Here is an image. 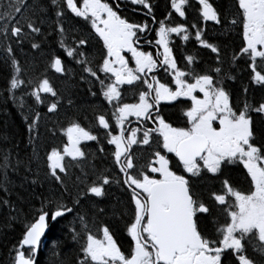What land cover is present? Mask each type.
Wrapping results in <instances>:
<instances>
[{
  "label": "snow or ice",
  "instance_id": "1",
  "mask_svg": "<svg viewBox=\"0 0 264 264\" xmlns=\"http://www.w3.org/2000/svg\"><path fill=\"white\" fill-rule=\"evenodd\" d=\"M125 3L146 10L145 16H151L158 27L150 29L148 22L122 17L119 2L113 6L106 0H0V49L8 70L4 95L21 109L28 97L48 113L58 112L62 97L47 71L28 78L17 51L26 41L39 50L41 43L36 40L42 41L51 29L60 37L59 50L49 53L47 69L63 75L67 59L81 66V78L92 85L89 92L102 98L93 109L94 127L112 146L107 152L99 148L111 157L112 169L94 170V178L87 183L81 180L84 187L76 185L73 193L65 176L73 161L85 157L81 143L100 141L91 127L77 120L60 128L66 143L62 149L50 146L44 159L45 180L53 183L55 191L41 194V206L25 225L11 264H36L48 220L78 213L84 201L92 204L94 216L118 213L123 221L119 230L128 239L118 240L117 230L108 223L93 220L90 227L86 215L80 214L81 228L74 229L72 236L79 243L76 264H264V119L257 124L252 115L264 116V102L234 104L225 84L236 78L234 66L244 60L250 82L264 88V0H231L228 15L210 0H196L198 22L191 25L186 23L189 0H170V10L160 20L150 0ZM176 16L185 22L173 23ZM73 18L90 25V32L102 41L98 61L81 50L90 37L67 42ZM200 21L219 25L225 33L235 31L240 43L230 59L221 56V46L210 41ZM149 31L155 32V53L142 47L153 44L145 35ZM173 35L183 41L194 35L201 47L215 54L214 63L200 67L197 57L188 54L181 67L173 54ZM161 70L170 78L162 80L157 75ZM124 86L136 90V102H124ZM162 104L182 105V125L168 117ZM105 105L111 106L110 114ZM40 118L30 106L24 117L30 134L36 133ZM130 118L137 126L129 127ZM133 146H147L143 150L147 155H137ZM10 155L0 158L4 184L7 169L17 170L22 163L13 164ZM232 165L242 166L243 183L230 175ZM25 170L31 172L30 167ZM39 179L37 175L32 183ZM208 179L215 183L205 195L197 181ZM113 184L127 199L117 200L111 209L98 207L95 198L106 197ZM0 205L18 215L10 201L0 200Z\"/></svg>",
  "mask_w": 264,
  "mask_h": 264
},
{
  "label": "trees",
  "instance_id": "2",
  "mask_svg": "<svg viewBox=\"0 0 264 264\" xmlns=\"http://www.w3.org/2000/svg\"><path fill=\"white\" fill-rule=\"evenodd\" d=\"M117 1V0H114ZM168 0H150L155 6L159 4L162 9H166ZM196 0H189L188 25L198 22V13L196 10ZM215 7L223 14L228 15L231 11V0H210ZM118 3V2H117ZM122 6V5H121ZM124 8V6L120 7ZM231 18L230 16L228 17ZM146 20L145 18H143ZM149 20V19H148ZM147 21V20H146ZM2 23V22H0ZM72 27L69 29L68 43L71 44L77 36L90 37L87 46L81 50L86 56L96 61L100 58L102 42L96 38L93 32H90V25L86 24L81 19L73 18L71 20ZM201 23V21H200ZM204 27V24L201 23ZM68 25H66L67 27ZM47 28V25L44 26ZM207 37L211 42L221 46V56L226 60L230 59L232 52L236 50L240 43L235 31L225 33L219 25H205ZM194 33L195 30L189 29ZM60 37L48 29V35L43 40H36L41 43L39 50L31 49L30 44L26 41L23 50H17L21 63L26 67V75L28 78H39L41 75L47 74L53 82L54 87L61 95V106L58 112L48 113L44 105H34L33 100L24 97L25 107L21 109L18 102H14L11 98L4 95L3 88L7 78V67L3 63V52L0 49V158L3 154L10 153V159L15 164L17 160L22 161L18 165L17 170H13L10 166L7 169V184L3 183V169H0V200H8L17 211L12 210L8 206L0 205V264H11L14 255V249L18 246L19 240L22 239L24 227L27 223L34 220L35 210L41 206L40 197L50 195L55 191V186L48 180H45L44 175V159L46 150H50V146H59L61 149L65 143V137L60 132V128L67 126L70 120H77L86 128H94V108H98L101 103L100 97H93L89 92L92 87L89 81L81 78V66L75 61L67 59L65 74H56L51 69H47L49 53L59 50ZM15 47V45H13ZM173 54L177 58L178 64L183 66V56L192 54L197 57L200 67H208L215 61V54L209 49L201 47L196 41L194 35L188 40L183 41L180 38H172ZM226 67L230 65H225ZM199 70V68H198ZM249 71L244 60H240L235 66L233 75L234 80L225 81L226 87L231 92L232 102L243 106L248 102L255 106L258 102H264V88L250 82ZM84 76L87 74L84 73ZM98 87V86H97ZM247 88V93L244 89ZM96 89H93L95 91ZM21 93L18 91L17 96ZM72 100V105L67 103V100ZM30 106L40 112L39 127L36 133L30 134L25 122V115L30 111ZM168 117H178L177 111L174 108H169ZM254 121L259 122L264 119V116L252 113ZM55 132V135H53ZM90 160L89 163L79 168L69 167L68 174L65 176V181L73 193L76 191V185L80 188L84 184L80 183L84 180L85 183L93 179V171L98 169L109 170V166L103 162ZM26 166L31 168V172H26ZM230 175L242 183L244 181L242 166H229ZM39 176V182L32 183L33 179ZM63 175V174H62ZM27 176V179H25ZM195 179V178H194ZM215 181L208 179L206 181H197V187L207 194V189L214 185ZM246 187L247 185L244 184ZM5 187L7 191H5ZM58 194V193H57ZM98 202V207L111 209L116 205L114 199L105 204ZM67 203L68 201L65 200ZM69 207L72 204L69 203ZM94 208L88 201L82 202L79 206V212H73L65 218L58 221L49 220L48 232L45 240L42 243L37 255L36 264H76L79 254V243L72 239L73 230L79 231L81 228L78 215H86L89 221V226L92 227V221L96 223L111 224L114 230H117L116 237L118 240L125 241L127 238L126 232L120 231L123 229V221L119 218V214L112 215L109 211L106 216H94ZM93 230H95L93 228Z\"/></svg>",
  "mask_w": 264,
  "mask_h": 264
},
{
  "label": "flooded vegetation",
  "instance_id": "3",
  "mask_svg": "<svg viewBox=\"0 0 264 264\" xmlns=\"http://www.w3.org/2000/svg\"><path fill=\"white\" fill-rule=\"evenodd\" d=\"M106 2H109L113 6H115L117 4V2H119L120 7L124 6V8L119 7V13L118 14H120L122 17L128 18L130 20V22H139V23L148 22L150 29H155L156 27H158L157 24L152 22L151 16H145L146 10L142 9L140 6L131 5L130 3L126 4L125 0H117V1L106 0ZM165 2L167 5L165 10L162 9V6L159 4H156L155 6H153V11H154V14H155V17L157 20L163 19L164 16L167 14V11L170 10V0L165 1ZM195 3H196V1H195ZM188 9H189V7L187 8V12H186V17H187L186 23H188L187 22L188 21V13H189ZM114 10H115V7H114ZM197 13H198V11H197ZM143 18H145L147 21L144 20ZM175 22H185V21H182L178 16H176L173 23H175ZM201 23L204 24V27L207 23L213 25L212 22H202L201 21ZM215 26H217V25H215ZM145 35L148 37V39L153 40V44H152V46H149L147 43H143L142 44L143 49L147 50V51H152L153 53H155L156 52V47L154 44L155 32L149 31ZM172 38H179V37L176 35H173ZM126 55L130 56V53H126ZM130 66L134 67L133 64H130ZM157 75L162 80L170 78L167 76V74L163 70H161L159 73H157ZM123 100H124V102H128V103L136 102V90L131 86H124ZM101 101H102V98H101ZM105 106L107 107L108 113L110 114L112 111L111 106L110 105H105ZM169 108H174V107L172 105L162 104V109L166 114L169 111H171V110H169ZM181 108H182V105H176L175 106V109H176L175 111H177L178 117H176V119H174L173 121L182 125L183 120L181 119V117H182V112L180 111ZM130 119L133 121V123L131 125H129V127L137 126L135 123V119H133V118H130ZM170 119L172 120L173 118H170ZM92 130H93L94 134H98V138H99L100 142L99 143L97 141H84V142H82L81 148L85 152V157L82 159H78L77 161H73L72 166H70V168L71 167L79 168V167L89 163L90 160L94 159L95 161H98L97 163L103 162L105 165H108L110 167L109 170H111L112 169L111 157L106 155L105 153H101L99 151V148L105 147L106 152H107V149L109 147H112V146H107L106 140L104 139V133L102 130L97 132L96 127L92 128ZM65 143H66V138H65ZM133 147L135 149H137V155H140L141 152H143L144 155H147V152L143 151L147 146H139V147L133 146ZM69 159H71V158L66 157V160H69ZM116 172H118V170L113 171V175H115ZM112 199H114L116 202H117V200L123 201V200L127 199V197L121 192V190L115 184H113L112 188L109 189V193L106 197L95 198V200H98L100 202H104L106 205L109 204V202H111ZM126 241H127V239L124 242H126Z\"/></svg>",
  "mask_w": 264,
  "mask_h": 264
},
{
  "label": "water",
  "instance_id": "4",
  "mask_svg": "<svg viewBox=\"0 0 264 264\" xmlns=\"http://www.w3.org/2000/svg\"><path fill=\"white\" fill-rule=\"evenodd\" d=\"M48 228H49V220H48V222H47V228H46V230H45V233H44V235L41 237V242H40V245H39V249H40V246H41V243L43 242V240H44V238H45V236H46V234H47V232H48ZM39 249H38V251H39ZM38 253V252H37ZM37 255V254H36Z\"/></svg>",
  "mask_w": 264,
  "mask_h": 264
},
{
  "label": "rangeland",
  "instance_id": "5",
  "mask_svg": "<svg viewBox=\"0 0 264 264\" xmlns=\"http://www.w3.org/2000/svg\"><path fill=\"white\" fill-rule=\"evenodd\" d=\"M77 19H80V18H77ZM93 34L95 35V33L93 32ZM98 38V37H97ZM161 51H162V49H161ZM133 119H135V118H133Z\"/></svg>",
  "mask_w": 264,
  "mask_h": 264
}]
</instances>
